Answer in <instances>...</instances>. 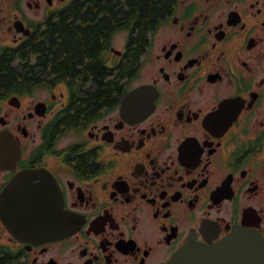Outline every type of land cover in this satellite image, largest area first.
Returning a JSON list of instances; mask_svg holds the SVG:
<instances>
[{
  "label": "flooded vegetation",
  "instance_id": "af4514ba",
  "mask_svg": "<svg viewBox=\"0 0 264 264\" xmlns=\"http://www.w3.org/2000/svg\"><path fill=\"white\" fill-rule=\"evenodd\" d=\"M90 1L0 0V264H165L239 231L264 254V0H163L138 52L113 27L63 66L54 24Z\"/></svg>",
  "mask_w": 264,
  "mask_h": 264
},
{
  "label": "trees",
  "instance_id": "16d2710c",
  "mask_svg": "<svg viewBox=\"0 0 264 264\" xmlns=\"http://www.w3.org/2000/svg\"><path fill=\"white\" fill-rule=\"evenodd\" d=\"M162 3L163 0H92L90 4L93 8L84 14L80 8H73L69 15L70 22H63L65 19L60 18V22L54 24L59 31L51 34L52 44H61L56 51L58 57L55 58L59 63H63V66H75L89 59L90 62L86 66H90L94 63L97 51L95 45H104L107 42L108 31L113 27L130 25L140 28L133 40L134 51L138 52L142 47L144 29L156 20ZM95 8L98 9L96 13ZM56 34H59V39L54 37ZM64 44L68 46L64 48ZM8 67L6 62L0 64V73L8 71Z\"/></svg>",
  "mask_w": 264,
  "mask_h": 264
},
{
  "label": "water",
  "instance_id": "95a60500",
  "mask_svg": "<svg viewBox=\"0 0 264 264\" xmlns=\"http://www.w3.org/2000/svg\"><path fill=\"white\" fill-rule=\"evenodd\" d=\"M135 115H144L151 107V99L144 95V87L133 91ZM1 213L5 210L0 209ZM59 225H48L37 229L56 231ZM261 240L250 231L235 232L222 241L207 245L191 241L184 245L172 259L165 264H264Z\"/></svg>",
  "mask_w": 264,
  "mask_h": 264
}]
</instances>
